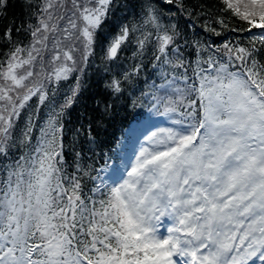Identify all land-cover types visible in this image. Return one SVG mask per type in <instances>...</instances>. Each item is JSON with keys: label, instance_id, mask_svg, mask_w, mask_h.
<instances>
[{"label": "snow or ice", "instance_id": "1", "mask_svg": "<svg viewBox=\"0 0 264 264\" xmlns=\"http://www.w3.org/2000/svg\"><path fill=\"white\" fill-rule=\"evenodd\" d=\"M0 264H264V0H0Z\"/></svg>", "mask_w": 264, "mask_h": 264}]
</instances>
